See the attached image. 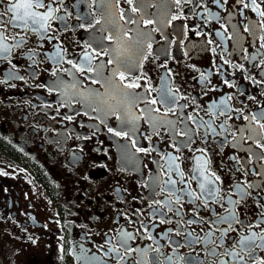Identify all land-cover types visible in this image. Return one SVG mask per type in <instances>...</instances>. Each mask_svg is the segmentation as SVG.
<instances>
[{
    "label": "flooded vegetation",
    "instance_id": "flooded-vegetation-1",
    "mask_svg": "<svg viewBox=\"0 0 264 264\" xmlns=\"http://www.w3.org/2000/svg\"><path fill=\"white\" fill-rule=\"evenodd\" d=\"M15 2L0 3L2 263L264 260V0H42L46 31Z\"/></svg>",
    "mask_w": 264,
    "mask_h": 264
},
{
    "label": "snow or ice",
    "instance_id": "snow-or-ice-1",
    "mask_svg": "<svg viewBox=\"0 0 264 264\" xmlns=\"http://www.w3.org/2000/svg\"><path fill=\"white\" fill-rule=\"evenodd\" d=\"M129 2H131V0H129ZM181 2V0H176V3L179 4ZM0 3H2V0H0ZM251 3L255 6L254 10H259V5H256V0H251ZM43 7H47L42 0H16L15 3H12L8 6L7 11L8 13L12 14V19L17 21L21 26H23L24 28L27 27H32L33 31H46L47 30V25L49 20L52 19L53 16V11L52 9L49 7L48 11L45 12L44 14H39L36 11H34V9L37 8H43ZM244 7H248V4H244ZM133 11H135V9H133ZM260 16L264 17V11H260L259 12ZM4 13L0 12V24L3 23L2 17H3ZM175 18V17H173ZM149 23L151 21H148ZM111 39V37H109ZM7 39V37L3 36L2 34H0V53H6L8 51H10L9 46L4 43V41ZM22 39V38H21ZM19 42H17V46H18ZM264 46V45H262ZM89 57L85 56V60H88ZM69 63L72 64L73 68H76L77 71H84L85 69L82 66H78L75 63H72L71 61H69ZM91 67L88 68V71H91ZM124 76L123 74H121V79H123ZM93 83H96L95 80H93ZM126 88H134V87H139V85L137 84H133V83H129L125 85ZM123 96L127 97L128 94L127 93H121ZM104 103H107V101H104ZM152 103H155V101H152ZM96 110V109H94ZM119 118V117H118ZM253 119H256V117H253ZM209 123L210 126V122H206ZM261 128H264V123L260 124ZM117 135H120V133H116ZM142 149H138V151H140ZM200 158H198V165H197V171L199 172L200 176L203 177V182L200 183V188H201V192H207L208 195H212L213 194V189L212 188H205V184H213V181L209 179L208 175H205V172L207 171V161H204L203 164H201L199 162ZM171 167V166H170ZM209 175H214L212 173H209ZM182 176V173H181ZM196 179H198V177H194ZM216 180H219V177L215 178ZM166 183H168L171 186H174L176 181L169 179ZM170 192L174 193V188H170L169 189ZM188 196H190L192 199H198L199 197L196 196V194L194 193H187ZM176 202L179 203L180 202V197H177ZM195 222V221H192ZM226 222V221H225ZM125 237L127 239H131L130 236H128L127 234H125ZM261 240H264V235H261L260 237ZM240 245L242 246V250H247L249 252V254H251V252L253 251V248L257 245H255V235H253L252 237H245L242 238L239 241ZM261 248H264V244L258 245ZM112 251H117L116 249H112ZM211 255L215 256L216 252L215 250H213L211 253ZM232 255H236V254H232ZM169 264H171V261L169 262ZM259 264H264V260L259 261Z\"/></svg>",
    "mask_w": 264,
    "mask_h": 264
},
{
    "label": "rangeland",
    "instance_id": "rangeland-1",
    "mask_svg": "<svg viewBox=\"0 0 264 264\" xmlns=\"http://www.w3.org/2000/svg\"><path fill=\"white\" fill-rule=\"evenodd\" d=\"M0 264H5L4 261L2 263L1 257H0ZM6 264H8V261L6 260Z\"/></svg>",
    "mask_w": 264,
    "mask_h": 264
}]
</instances>
